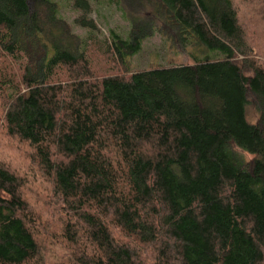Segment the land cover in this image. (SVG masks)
<instances>
[{
    "label": "trees",
    "instance_id": "trees-1",
    "mask_svg": "<svg viewBox=\"0 0 264 264\" xmlns=\"http://www.w3.org/2000/svg\"><path fill=\"white\" fill-rule=\"evenodd\" d=\"M69 1L88 38L58 0H0V264H264V61L235 1L110 0L116 74ZM157 31L194 63L132 71Z\"/></svg>",
    "mask_w": 264,
    "mask_h": 264
},
{
    "label": "rangeland",
    "instance_id": "rangeland-1",
    "mask_svg": "<svg viewBox=\"0 0 264 264\" xmlns=\"http://www.w3.org/2000/svg\"><path fill=\"white\" fill-rule=\"evenodd\" d=\"M94 4V17L99 30L95 33V39L90 40L92 60L98 73L116 74L123 70L106 54L105 41L112 39V33L124 35L128 39L132 25L124 12L110 0H92ZM239 11L240 21L247 33L249 48L253 49L256 58L264 61V0H234ZM61 7V15L72 24L74 31L82 38H88L90 32L75 25L74 19L78 15L72 9L69 0H58ZM129 31V32H128ZM180 48L168 38V35L157 31L152 37L143 42L142 49L131 58V70H143L164 67L170 64H192L194 59L190 56L194 52L192 46ZM191 51V52H190ZM194 54V55H195ZM247 119L256 122L257 114L251 107H247ZM16 161L14 165H16Z\"/></svg>",
    "mask_w": 264,
    "mask_h": 264
}]
</instances>
